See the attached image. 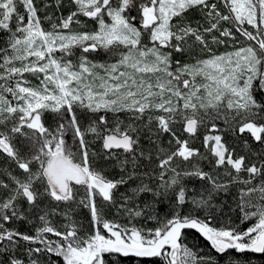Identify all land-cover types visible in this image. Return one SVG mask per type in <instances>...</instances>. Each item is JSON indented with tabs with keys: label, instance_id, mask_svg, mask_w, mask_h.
Here are the masks:
<instances>
[{
	"label": "snow or ice",
	"instance_id": "obj_1",
	"mask_svg": "<svg viewBox=\"0 0 264 264\" xmlns=\"http://www.w3.org/2000/svg\"><path fill=\"white\" fill-rule=\"evenodd\" d=\"M5 35L0 264H264V0H0Z\"/></svg>",
	"mask_w": 264,
	"mask_h": 264
},
{
	"label": "trees",
	"instance_id": "obj_2",
	"mask_svg": "<svg viewBox=\"0 0 264 264\" xmlns=\"http://www.w3.org/2000/svg\"><path fill=\"white\" fill-rule=\"evenodd\" d=\"M45 2H47V0H45ZM67 2H68V0H65V4H67ZM37 3H38V5H40V0H37ZM48 11H49V12H52V11H54V9H49ZM62 11H63V14H64V15H67L68 12H69V8L64 7ZM41 15L43 16L44 13L42 12ZM188 15H189V17H191V18H197V17H198V14L195 13V12H190ZM81 19L86 20V18H83V17H82ZM44 26H45L46 28H49V27H50V25L47 23V21H45ZM226 26H227V25H226ZM95 27H96V25H95L93 22L88 21V22H87V28H86V29H81V30H92V29H94ZM237 37H238V39L240 40V38H239V34H237ZM6 39H7V36H6V35H5V36H0V47L5 46V41H6ZM241 39H242V38H241ZM228 44H229V43H227L226 45H228ZM240 45H241V43H240ZM222 46H223V45H222ZM224 50H227V48H221V47L219 46V52H222V51H224ZM102 54H103V53H101V52H98V53H92V54L90 55V58H91V59H99V60H101V59H103V58H102ZM185 59H187V58H185ZM45 115H46V123L49 124V122H48V118H49V120H50V119H52V117H50V113H46ZM49 125H51V124H49ZM220 126L223 127V124L221 123ZM203 131H204V130L201 129V133H203ZM245 136H247V134H245ZM224 137H225V141L229 144V146H235V147L237 148V152H238V154H241V155L244 154V151H242L243 138H239V139H237L236 137H233L231 133H228V132H225V133H224ZM201 141H202V135H201L200 139H197V140L194 141L193 146H194V147H197V148H200L201 151H205V150L202 148V146H201ZM69 142L71 143V139H70V138H69ZM99 146H100V145H99V142H97L96 144H94V145L92 146V150H93V151L97 150V149L99 148ZM253 148L258 150V149H259V145H253ZM203 166H204L205 170H208V168H207V164H206V163H205ZM2 168H8V163L5 161V158H4L2 155H0V169H2ZM9 170H10V171H15L14 168H13V169H9ZM107 175H108L110 178H118V170H117V169H109V171L107 172ZM0 179H7V177H0ZM198 183H199V182H197V181H189V185H190V186H192L193 184L198 185ZM121 191H123V189H121ZM234 192H235V190H233V194H234ZM228 202H229V203H232L231 198L228 199ZM233 206H234V205H233ZM225 211H227V209H225ZM77 218H78V219H81L82 222L85 224V226H87V224H88V220H89V216H88V212H87L86 209H81V210H79L78 215H77ZM108 218H109V219L112 218L111 214L109 215ZM233 219H235V214H233ZM223 222H224L223 219L218 220V221L216 222V226H217V227L221 226V224H222ZM17 225L20 226V225H19V222H17ZM150 226H151V225H150ZM30 227H31L30 225H23V226H22V230L27 231V230L30 229ZM245 227H246V225H245ZM185 243L188 244L189 247H192L194 251H208V250H209L208 242L205 241V240H204V239H203L198 233H196L195 231H189V232H188V234H187V238H186V240H185ZM125 264H129V262L126 261Z\"/></svg>",
	"mask_w": 264,
	"mask_h": 264
},
{
	"label": "rangeland",
	"instance_id": "obj_3",
	"mask_svg": "<svg viewBox=\"0 0 264 264\" xmlns=\"http://www.w3.org/2000/svg\"><path fill=\"white\" fill-rule=\"evenodd\" d=\"M228 45H220V47L221 48H227V50H224V51H222V52H219V46L217 47V46H213V50L217 53V54H221V53H223V52H225V51H232L233 50V41H228ZM240 43H241V45H240ZM246 43V41H244L243 39H241L240 38V40H239V43H236L235 44V47H240V46H243L244 44ZM101 53H103L102 51H101ZM102 58L103 59H101V60H99V59H93L94 61H97V62H104L105 60H107L108 59V57L103 53L102 54ZM29 79H32L31 77H29ZM32 83L33 84H36V83H38V81H35V80H32ZM50 117H53V114L52 113H50ZM48 122H49V124H52V119H50L49 120V118H48ZM218 124H221L222 122H217Z\"/></svg>",
	"mask_w": 264,
	"mask_h": 264
}]
</instances>
